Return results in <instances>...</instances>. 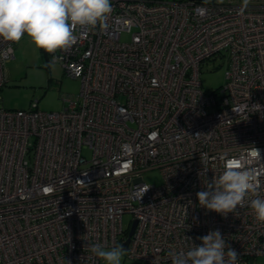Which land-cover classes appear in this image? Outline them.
I'll use <instances>...</instances> for the list:
<instances>
[{
  "label": "built area",
  "instance_id": "built-area-1",
  "mask_svg": "<svg viewBox=\"0 0 264 264\" xmlns=\"http://www.w3.org/2000/svg\"><path fill=\"white\" fill-rule=\"evenodd\" d=\"M242 4L112 0L106 29L78 27L55 53L80 82L61 111L0 105V264H100L95 243L171 264L170 248L216 229L239 264L264 255V224L247 202L222 216L197 198L225 154L256 170L264 198V0ZM10 43L0 39V90ZM218 57L228 60L224 84L205 92L200 66ZM151 170L161 185L143 181Z\"/></svg>",
  "mask_w": 264,
  "mask_h": 264
},
{
  "label": "clouds",
  "instance_id": "clouds-1",
  "mask_svg": "<svg viewBox=\"0 0 264 264\" xmlns=\"http://www.w3.org/2000/svg\"><path fill=\"white\" fill-rule=\"evenodd\" d=\"M248 3L249 0H243L242 8H247ZM112 12V0H0V39L17 43L26 34L37 49L53 54L45 67H55L61 60L55 53L75 44L74 33L78 27L103 31L108 27L107 20ZM11 43L7 53L12 52ZM249 158L262 160L260 150L252 147ZM224 159L222 173L214 175L205 189L197 193L199 205L227 216L247 202L255 220L264 224V198L260 196L262 184L256 170L244 166L239 158L225 154ZM197 239L201 241L200 245L186 237L191 241L186 250L170 248L171 264H239V254L226 244L219 229ZM87 247L105 264H122L127 255L123 245L105 248L95 243Z\"/></svg>",
  "mask_w": 264,
  "mask_h": 264
},
{
  "label": "rangeland",
  "instance_id": "rangeland-1",
  "mask_svg": "<svg viewBox=\"0 0 264 264\" xmlns=\"http://www.w3.org/2000/svg\"><path fill=\"white\" fill-rule=\"evenodd\" d=\"M128 37L124 34L120 39L126 41ZM12 55L13 59L4 66L6 83L0 90V105L3 108L27 110L35 102L40 111L54 113L65 107L66 103L63 102L65 96L78 94L79 80L67 77L58 63L55 67H45L52 59L51 56L47 54L43 57L41 49H37L26 34L19 42L13 43ZM227 67L228 60L225 57L202 63L199 76L202 89L211 92L221 88ZM84 155L88 158L90 153L85 151ZM142 177L146 184L155 186L162 184V176L158 170L146 171ZM131 219L130 214L122 216L121 221L125 230L129 228ZM125 257L122 264H140ZM100 264L105 262L102 261ZM254 264H264V255L256 256Z\"/></svg>",
  "mask_w": 264,
  "mask_h": 264
},
{
  "label": "water",
  "instance_id": "water-1",
  "mask_svg": "<svg viewBox=\"0 0 264 264\" xmlns=\"http://www.w3.org/2000/svg\"><path fill=\"white\" fill-rule=\"evenodd\" d=\"M134 226H135V222H133V224L130 227L129 232H127L128 233V237H127L126 243L129 241V238H130V236H131V234L133 232Z\"/></svg>",
  "mask_w": 264,
  "mask_h": 264
},
{
  "label": "trees",
  "instance_id": "trees-1",
  "mask_svg": "<svg viewBox=\"0 0 264 264\" xmlns=\"http://www.w3.org/2000/svg\"><path fill=\"white\" fill-rule=\"evenodd\" d=\"M41 54H43V57L47 56V53L43 49H41Z\"/></svg>",
  "mask_w": 264,
  "mask_h": 264
}]
</instances>
